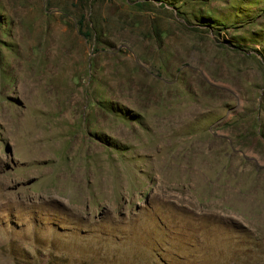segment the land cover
Listing matches in <instances>:
<instances>
[{
  "label": "rangeland",
  "instance_id": "1",
  "mask_svg": "<svg viewBox=\"0 0 264 264\" xmlns=\"http://www.w3.org/2000/svg\"><path fill=\"white\" fill-rule=\"evenodd\" d=\"M184 217L264 236V0H0V264H194Z\"/></svg>",
  "mask_w": 264,
  "mask_h": 264
},
{
  "label": "trees",
  "instance_id": "2",
  "mask_svg": "<svg viewBox=\"0 0 264 264\" xmlns=\"http://www.w3.org/2000/svg\"><path fill=\"white\" fill-rule=\"evenodd\" d=\"M139 6L146 4L137 3ZM86 19L82 16L78 22L80 33L91 41L93 35L85 31ZM211 90L212 89L211 87ZM102 109L107 108L101 104ZM141 115L133 117L134 122L141 124ZM111 148L118 152H123V148L115 143H110ZM232 152V151H230ZM227 210H233L237 213L242 212L241 208H235L233 205H225ZM186 218V217H184ZM211 219L200 217L197 220L184 219L178 220V235L182 238V245L196 249L193 255L192 262L194 264H264V236L260 231H253L240 223L224 219L217 222H212ZM214 220V219H213ZM168 228V225H166ZM203 237V239H199ZM221 241H220V240ZM200 240L204 244L194 243ZM220 242V243H219ZM177 261L187 262L189 257L184 256L180 251L174 250ZM174 255V254H173ZM190 260V259H189ZM163 264H168L163 261Z\"/></svg>",
  "mask_w": 264,
  "mask_h": 264
}]
</instances>
